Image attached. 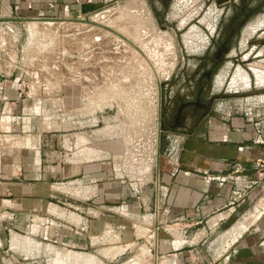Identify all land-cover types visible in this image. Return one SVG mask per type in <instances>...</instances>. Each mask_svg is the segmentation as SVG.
I'll list each match as a JSON object with an SVG mask.
<instances>
[{"label":"crops","instance_id":"obj_1","mask_svg":"<svg viewBox=\"0 0 264 264\" xmlns=\"http://www.w3.org/2000/svg\"><path fill=\"white\" fill-rule=\"evenodd\" d=\"M114 1L0 0V11L78 18ZM8 90L0 84V108H13L0 110L1 133L23 119L28 103L19 86ZM103 132L25 134L36 140L29 152L0 169V264H191L197 254L204 263L220 237L231 264H264V181L242 199L222 182L237 166L257 178L263 105L223 103L196 129L173 134L174 148L159 142L138 166L127 164V179Z\"/></svg>","mask_w":264,"mask_h":264},{"label":"rangeland","instance_id":"obj_2","mask_svg":"<svg viewBox=\"0 0 264 264\" xmlns=\"http://www.w3.org/2000/svg\"><path fill=\"white\" fill-rule=\"evenodd\" d=\"M262 9L264 0H116L35 28L0 11V84L19 86L28 100L23 119L0 132V169L29 152L36 140L26 133L101 129L127 179V164L193 130L203 117L193 101L209 104V115L230 101L264 106ZM182 107L184 124L163 132L162 112L175 123ZM0 110L13 114L11 106ZM216 240L211 260L227 249Z\"/></svg>","mask_w":264,"mask_h":264},{"label":"built area","instance_id":"obj_3","mask_svg":"<svg viewBox=\"0 0 264 264\" xmlns=\"http://www.w3.org/2000/svg\"><path fill=\"white\" fill-rule=\"evenodd\" d=\"M10 15L11 17H14V16L18 17V15L14 14V12L11 13ZM17 20L21 21V20H27V19L18 17ZM169 143L171 144L169 147L174 148L172 145L176 144V141L170 140ZM253 171L257 175V178L249 179L247 170L241 168L240 166H237L234 168L233 172L229 176L222 178V182H231L235 186L234 193H235L236 198L242 199L250 190L256 187L260 182L264 181V161L258 160L253 167ZM261 215L264 216V209L262 210ZM195 256H196L195 260H197L199 264H231L230 254L226 255L223 253L220 258H217L216 261L213 259L211 260V262H204V263L200 262L199 257H197L198 254Z\"/></svg>","mask_w":264,"mask_h":264},{"label":"trees","instance_id":"obj_4","mask_svg":"<svg viewBox=\"0 0 264 264\" xmlns=\"http://www.w3.org/2000/svg\"><path fill=\"white\" fill-rule=\"evenodd\" d=\"M244 8V10H245V6H242V9ZM241 9V8H240ZM241 9V10H242ZM246 23V22H245ZM244 23V24H245ZM192 104L193 105H196L197 107H199V111H201L202 112V114H203V117L201 116L200 118V120L199 121H197V122H195L193 125H192V127H191V129H196V127H198V125L200 124V121L205 117V116H207L208 115V113H209V111H210V105L209 104H207V103H204L203 101H199V99H197V101H193L192 102ZM183 109H184V107H182L180 110H178L177 111V114H176V119H175V123H171L170 121H169V119H167V117H166V111H164V112H162V118H161V123H162V130H163V132H169V131H174V130H176L177 128H178V126L177 125H179V124H184V122H182V120H181V112L183 111ZM177 124V125H176Z\"/></svg>","mask_w":264,"mask_h":264},{"label":"bare ground","instance_id":"obj_5","mask_svg":"<svg viewBox=\"0 0 264 264\" xmlns=\"http://www.w3.org/2000/svg\"><path fill=\"white\" fill-rule=\"evenodd\" d=\"M38 19H39V20H38ZM41 20H45V19L35 18V20H28V21H33V22L30 24V26H31V28H35L34 26L37 25V24H39L38 21H41ZM28 21H27V22H28ZM29 23H30V22H29Z\"/></svg>","mask_w":264,"mask_h":264},{"label":"flooded vegetation","instance_id":"obj_6","mask_svg":"<svg viewBox=\"0 0 264 264\" xmlns=\"http://www.w3.org/2000/svg\"><path fill=\"white\" fill-rule=\"evenodd\" d=\"M242 10H244V8H243ZM260 10H261V7H260V6H259V7L256 6V8L253 9V11H260ZM243 24H244V23H243ZM243 24H242V25H243Z\"/></svg>","mask_w":264,"mask_h":264},{"label":"water","instance_id":"obj_7","mask_svg":"<svg viewBox=\"0 0 264 264\" xmlns=\"http://www.w3.org/2000/svg\"><path fill=\"white\" fill-rule=\"evenodd\" d=\"M28 21V19L27 20H21L20 22H27ZM45 21H56V20H51V19H45Z\"/></svg>","mask_w":264,"mask_h":264}]
</instances>
